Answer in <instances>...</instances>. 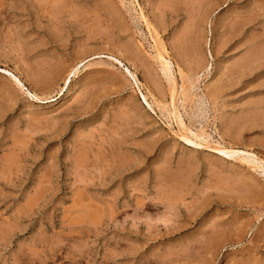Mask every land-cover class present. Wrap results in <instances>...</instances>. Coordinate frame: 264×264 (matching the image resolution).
<instances>
[{"label":"rangeland","instance_id":"374dc122","mask_svg":"<svg viewBox=\"0 0 264 264\" xmlns=\"http://www.w3.org/2000/svg\"><path fill=\"white\" fill-rule=\"evenodd\" d=\"M222 148L264 161V0H0V264H264Z\"/></svg>","mask_w":264,"mask_h":264},{"label":"bare ground","instance_id":"6f19581e","mask_svg":"<svg viewBox=\"0 0 264 264\" xmlns=\"http://www.w3.org/2000/svg\"><path fill=\"white\" fill-rule=\"evenodd\" d=\"M156 47V46H155ZM164 49V48H163ZM164 54V53H163ZM163 54L159 53L157 55V59L158 61L160 62L161 66H162V69L165 73V75L169 78V81L171 82L172 85H175L176 83V80H175V76L172 74V71H171V63L168 61V57H166V55L164 56ZM53 71V70H52ZM59 71V70H58ZM72 72V71H71ZM74 72V71H73ZM77 72V71H76ZM54 73V72H52ZM56 73V72H55ZM57 75V74H56ZM72 74H70V77H71ZM135 77V76H133ZM17 84L18 85H21L22 86V83L21 81L17 78V77H14ZM136 79V78H134ZM137 83H139L138 80H136ZM67 83V82H66ZM140 84V83H139ZM67 85V84H66ZM173 87V86H172ZM175 87V86H174ZM175 88L173 90V95H172V101L171 103L173 105H175ZM35 99H39V97L36 95V94H33V96ZM144 99L146 100L147 102V97L144 96ZM168 111V110H167ZM171 113V112H169ZM173 116V115H172ZM181 124L184 126V123L181 122ZM203 132V131H202ZM189 133V132H188ZM192 133V132H191ZM194 134V133H193ZM197 134V133H196ZM202 134V133H201ZM204 134L206 135V133L204 132ZM188 135V134H187ZM190 135V134H189ZM192 135V134H191ZM197 136V135H196ZM195 137V136H194ZM193 137V138H194ZM204 137V136H203ZM191 138V137H190ZM190 138L188 137H183V139L188 142V143H191V144H194L196 145V141L194 142L193 139L191 140ZM196 138V137H195ZM195 140H198L197 138ZM207 140V139H206ZM205 140V141H206ZM201 141V140H200ZM204 141V139H203ZM208 142V141H207ZM196 143V144H195ZM202 143V142H201ZM219 146V145H218ZM222 147V146H221ZM214 151V150H213ZM215 152L217 154H220L223 158L225 159H228V160H232V161H235V160H241L242 162L250 165L251 167H253L255 170H261L262 172H264V161L261 160L257 155H255L254 153H250V152H247V151H241V150H236V149H230V148H222V149H216ZM237 160V161H238ZM243 163V164H244ZM245 164V165H246ZM250 167V168H251Z\"/></svg>","mask_w":264,"mask_h":264}]
</instances>
